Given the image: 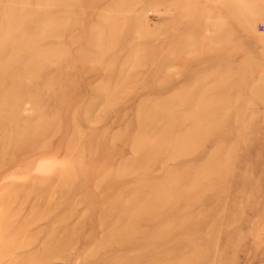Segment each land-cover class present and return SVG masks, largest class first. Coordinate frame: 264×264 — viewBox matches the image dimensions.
Returning a JSON list of instances; mask_svg holds the SVG:
<instances>
[{"label": "rangeland", "instance_id": "obj_1", "mask_svg": "<svg viewBox=\"0 0 264 264\" xmlns=\"http://www.w3.org/2000/svg\"><path fill=\"white\" fill-rule=\"evenodd\" d=\"M0 264H264V0H0Z\"/></svg>", "mask_w": 264, "mask_h": 264}]
</instances>
